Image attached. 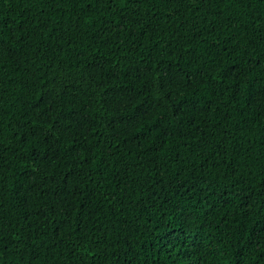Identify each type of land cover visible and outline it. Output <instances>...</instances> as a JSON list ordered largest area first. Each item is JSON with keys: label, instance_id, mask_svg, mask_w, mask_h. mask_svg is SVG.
Returning a JSON list of instances; mask_svg holds the SVG:
<instances>
[{"label": "trees", "instance_id": "1", "mask_svg": "<svg viewBox=\"0 0 264 264\" xmlns=\"http://www.w3.org/2000/svg\"><path fill=\"white\" fill-rule=\"evenodd\" d=\"M261 227L264 0H0V264H264Z\"/></svg>", "mask_w": 264, "mask_h": 264}, {"label": "snow or ice", "instance_id": "2", "mask_svg": "<svg viewBox=\"0 0 264 264\" xmlns=\"http://www.w3.org/2000/svg\"><path fill=\"white\" fill-rule=\"evenodd\" d=\"M138 0H127V3H136ZM91 4H89V7ZM222 74L225 77V80L232 75L230 69H224L222 70ZM173 75L171 72H166L160 75L156 82V95H157V106L163 107L165 109L164 112L160 114V119H167L168 115H174L175 111L178 110L176 103L171 100L172 91L170 88V84L172 82ZM56 132V128L54 126H50L46 133V138L54 136ZM35 134V133H33ZM35 158L40 159L41 154L39 152L35 153ZM45 179H48V177H45ZM61 182L64 184H67L68 182V176L61 177ZM62 225H57V230ZM261 231H264V227L260 228ZM113 255H115V252H113ZM114 264H121L120 260L117 259L114 261Z\"/></svg>", "mask_w": 264, "mask_h": 264}]
</instances>
